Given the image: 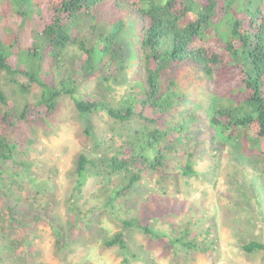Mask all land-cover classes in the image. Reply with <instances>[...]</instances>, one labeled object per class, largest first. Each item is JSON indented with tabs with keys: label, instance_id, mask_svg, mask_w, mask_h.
I'll use <instances>...</instances> for the list:
<instances>
[{
	"label": "trees",
	"instance_id": "16d2710c",
	"mask_svg": "<svg viewBox=\"0 0 264 264\" xmlns=\"http://www.w3.org/2000/svg\"><path fill=\"white\" fill-rule=\"evenodd\" d=\"M0 1V70L12 83L9 92L0 87L6 107L0 112V191L16 202L9 215L13 231L0 232V264H35L40 251L30 225L41 218L56 232L65 264H95L85 255L79 263L69 257L84 250L76 232L95 210L120 223L103 241L117 246L125 261L153 260L132 232L165 240L175 251L213 253L214 242L200 240L195 220L180 232L157 228L173 208H162L165 194L145 179L157 173L162 189L171 176L199 175L209 148L240 145L244 154L264 161V0ZM69 51L77 55L78 77L59 72ZM14 53L21 57L16 67L10 63ZM96 74L105 97L81 88ZM67 97L93 145L78 153L68 197L77 221L63 231L56 227L50 195L15 192L16 177L30 173L32 163L18 160L11 132L23 121L51 127ZM9 160L22 170L12 169ZM91 178L96 186L83 199ZM142 190L147 204L141 211L153 210L146 216L135 214L140 199H127ZM18 200L26 201V211ZM242 249L264 254V240Z\"/></svg>",
	"mask_w": 264,
	"mask_h": 264
},
{
	"label": "rangeland",
	"instance_id": "374dc122",
	"mask_svg": "<svg viewBox=\"0 0 264 264\" xmlns=\"http://www.w3.org/2000/svg\"><path fill=\"white\" fill-rule=\"evenodd\" d=\"M76 57L71 51L67 52L60 63L59 72L63 75L73 72L78 77ZM20 58L14 53L10 63L16 67ZM18 80L28 82L26 78L18 77ZM102 85V77L96 74L83 81L81 88L88 94L105 97L106 91ZM0 87L6 92L12 87L1 70ZM37 92L34 86L32 96ZM5 110V105L0 102V112ZM76 114L74 102L67 97L54 115L55 122L51 127L43 122L23 121L18 122L15 131L11 132L17 145L18 160L25 164L32 163L30 173L16 177L15 192L50 195L56 227L63 231L77 221L68 210V197L75 184L78 153L85 144L93 145L92 140L82 133V124ZM203 153L205 157L201 161L199 175L184 178L171 176L162 189L156 182L159 178L157 173L146 175L145 182L149 188L159 189L160 193L165 194L162 197L163 209L172 204V214L164 215L158 221L157 228L180 232L195 220L199 223L195 232L201 233L200 240L214 242L213 253L189 251L186 248L175 251L165 240L132 232L136 246L148 252L153 260L147 263L128 257L129 261H125L117 246L106 247L103 241L121 229L120 223L106 212L95 210L92 221L76 232L77 243L84 250H75L69 257L79 263L85 255L95 264H264L262 252L245 253L242 249L243 244L252 240H264V161L244 154L240 145L215 151L209 148ZM8 162L12 169L22 170L21 165L12 160ZM252 185L256 186L255 191ZM95 186V180L89 179L83 190V199L90 195ZM146 197L145 190L139 196L135 191L127 195L129 200L140 199L136 202L138 209L135 214L146 216L153 212L141 211L143 205L147 204L143 202ZM14 198L15 195H5L0 191V232L5 234L14 229L9 226L10 207L16 203ZM17 206L25 211L29 207L23 200H18ZM170 222H175V226ZM30 228L37 233L36 247L40 251V255L33 258L34 263L65 264L58 254L56 232L49 221L38 219Z\"/></svg>",
	"mask_w": 264,
	"mask_h": 264
}]
</instances>
